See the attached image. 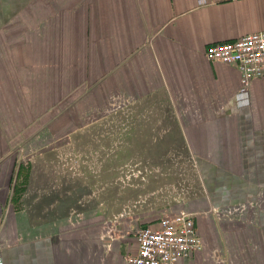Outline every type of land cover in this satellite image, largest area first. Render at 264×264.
<instances>
[{
	"label": "crops",
	"instance_id": "0c3cea01",
	"mask_svg": "<svg viewBox=\"0 0 264 264\" xmlns=\"http://www.w3.org/2000/svg\"><path fill=\"white\" fill-rule=\"evenodd\" d=\"M67 5L74 21L99 24L102 54L116 56L115 63L106 59V70L133 87L134 98H184L183 132L202 186L196 207L186 213L202 243L180 264H264V76L240 93L237 66L204 56L211 43L264 30V0ZM61 7L62 0H0V30L25 24L26 54L36 28L48 40L44 48H54ZM45 24H51L47 36ZM17 150L0 144V163L19 162ZM9 194L0 190V264H123L135 250L130 232L100 237L62 227L59 218H34L39 208L12 206Z\"/></svg>",
	"mask_w": 264,
	"mask_h": 264
},
{
	"label": "rangeland",
	"instance_id": "374dc122",
	"mask_svg": "<svg viewBox=\"0 0 264 264\" xmlns=\"http://www.w3.org/2000/svg\"><path fill=\"white\" fill-rule=\"evenodd\" d=\"M67 3L54 48L36 28L26 54L25 24L0 30V144L18 146L19 161L0 163V190L12 206L39 208L34 218L131 236L202 195L184 98H134L106 70L116 56L102 54L99 24L74 21Z\"/></svg>",
	"mask_w": 264,
	"mask_h": 264
},
{
	"label": "built area",
	"instance_id": "2783aa9c",
	"mask_svg": "<svg viewBox=\"0 0 264 264\" xmlns=\"http://www.w3.org/2000/svg\"><path fill=\"white\" fill-rule=\"evenodd\" d=\"M208 60L233 63L239 71V92H247L250 83L264 76V30L249 32L238 38L207 45ZM135 250L125 254L123 264H180L200 249L193 215L163 213L150 223L132 231Z\"/></svg>",
	"mask_w": 264,
	"mask_h": 264
}]
</instances>
